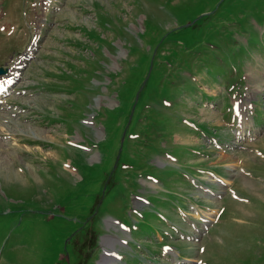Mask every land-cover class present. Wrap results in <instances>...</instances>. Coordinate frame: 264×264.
I'll return each mask as SVG.
<instances>
[{
    "label": "rangeland",
    "instance_id": "374dc122",
    "mask_svg": "<svg viewBox=\"0 0 264 264\" xmlns=\"http://www.w3.org/2000/svg\"><path fill=\"white\" fill-rule=\"evenodd\" d=\"M44 1L0 0V66L38 35L0 106V264H264V0Z\"/></svg>",
    "mask_w": 264,
    "mask_h": 264
},
{
    "label": "bare ground",
    "instance_id": "6f19581e",
    "mask_svg": "<svg viewBox=\"0 0 264 264\" xmlns=\"http://www.w3.org/2000/svg\"><path fill=\"white\" fill-rule=\"evenodd\" d=\"M40 1H41V0H40ZM44 2H45V1H44ZM44 2H43V3H44ZM47 3H48V2H47ZM15 23H16V22H15ZM254 75H256V74H254ZM8 76H9V75H8ZM6 77H7V76H6ZM12 78H13V77H9V78H7V79L5 78L6 80L2 82V85H1V86L3 87V86H4L3 84L6 85L8 82L11 83ZM2 87H1V88H2ZM250 97H252V96H250ZM252 99H254V98H252ZM256 104H257V103H256ZM241 106H242V105L240 104V107H241ZM243 108H244V107H243ZM240 119H241V122H242L243 124L246 123V116H245L244 113L241 114V118H240ZM241 128H242V127H241ZM236 144H237V143H236ZM237 163H239V161H237ZM237 163L235 162V165H236ZM0 164H2V165L5 164V161L0 159ZM233 165H234V164H233ZM3 166H4V165H3ZM5 166H6V165H5ZM4 169H5V168H4ZM240 173H241V172H240ZM241 174H242V173H241ZM222 181H223V182H226V180H222ZM232 211H233V210H232ZM213 212L215 213V211H212L211 213H213ZM206 216H207V217H206L207 219H208V217H209V218L211 217V216H208L207 213H206ZM191 253H192V251H191Z\"/></svg>",
    "mask_w": 264,
    "mask_h": 264
},
{
    "label": "trees",
    "instance_id": "16d2710c",
    "mask_svg": "<svg viewBox=\"0 0 264 264\" xmlns=\"http://www.w3.org/2000/svg\"><path fill=\"white\" fill-rule=\"evenodd\" d=\"M165 38V37H164ZM97 75V74H96ZM113 75L114 74H112V73H109V74H107L106 76H107V78L109 79V80H111L112 78H113Z\"/></svg>",
    "mask_w": 264,
    "mask_h": 264
},
{
    "label": "water",
    "instance_id": "95a60500",
    "mask_svg": "<svg viewBox=\"0 0 264 264\" xmlns=\"http://www.w3.org/2000/svg\"><path fill=\"white\" fill-rule=\"evenodd\" d=\"M4 71L0 68V73H3Z\"/></svg>",
    "mask_w": 264,
    "mask_h": 264
},
{
    "label": "snow or ice",
    "instance_id": "6c2138e0",
    "mask_svg": "<svg viewBox=\"0 0 264 264\" xmlns=\"http://www.w3.org/2000/svg\"><path fill=\"white\" fill-rule=\"evenodd\" d=\"M0 30H2V29H0ZM167 250H168V249L166 248L165 251H167ZM201 251H203V249H202Z\"/></svg>",
    "mask_w": 264,
    "mask_h": 264
}]
</instances>
